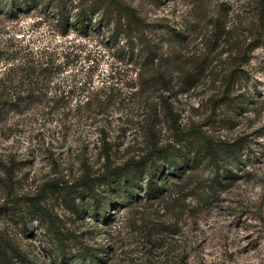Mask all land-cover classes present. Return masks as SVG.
Wrapping results in <instances>:
<instances>
[{"label": "rangeland", "instance_id": "1", "mask_svg": "<svg viewBox=\"0 0 264 264\" xmlns=\"http://www.w3.org/2000/svg\"><path fill=\"white\" fill-rule=\"evenodd\" d=\"M124 3L157 28L154 36L170 53L165 66L173 115L159 124V140L187 156L193 148L192 162L181 163L180 177L168 178L157 200L145 198L144 180L128 192L103 183L89 194L97 201L74 189L65 194L52 185L76 178L83 162L75 156L83 147L91 164L100 167L97 135L92 134L96 126L82 122L73 131L83 139L65 143L48 125L44 129L29 117H4L0 153L14 156L17 176L14 181L0 176V236L15 243L32 264H54L59 254L67 264H264V0ZM34 22L22 19L17 38L52 39L43 26L31 30ZM16 25H0V51ZM218 26L226 27L221 37ZM106 32L93 27L87 35L80 31L69 37L80 46V57L63 77L82 71L83 78L92 74L98 87L115 72L128 86L133 69L120 44L104 38ZM9 67L0 61V72ZM127 96L108 115L95 118L104 120L111 138L120 136L115 166L148 153L139 118L143 99ZM207 144L223 148L220 171L205 154ZM70 146L71 156L65 152ZM164 162L158 165L164 168ZM25 196L41 198V208ZM101 213L107 218H99Z\"/></svg>", "mask_w": 264, "mask_h": 264}, {"label": "trees", "instance_id": "2", "mask_svg": "<svg viewBox=\"0 0 264 264\" xmlns=\"http://www.w3.org/2000/svg\"><path fill=\"white\" fill-rule=\"evenodd\" d=\"M124 2L125 0H0V25L5 22L17 24L11 33L13 36L5 40L4 49L0 51V61L5 60L10 64L5 73L0 72V122L10 115L22 121L29 117L30 122L37 123L44 129L46 125L52 127L54 135H60L59 140H64L65 143L73 137L83 139L79 133L75 136L76 131H73L82 122L91 120V125L96 126L92 134L97 135L95 147L100 167L95 163L91 164L87 157L89 152L83 147L75 156L76 160L83 162V168L78 171L76 178L72 181L54 182L52 185L61 193L67 194V190L74 189L78 194H83V197L88 195L90 199L97 201L96 195L91 197L89 194L96 193L103 183L115 184L128 192L137 189L144 180L145 198L157 200L166 192L163 183L170 177H180L181 163L187 162L190 165L192 159L188 157L196 152L192 148L187 156L186 152H177L176 149L172 151L169 144L167 146L160 143L158 126L164 120L170 122V115H173L170 112V73L168 66H165L170 62V53L165 50L166 45H161L159 37L154 36L157 28L146 23L137 10ZM28 17L35 21L30 26L31 30L43 26L45 34L60 40L48 39L46 42L36 38L27 41L24 34L22 39L17 38L22 34L19 33L22 32L20 21ZM93 27L106 30L104 38L112 44H120V53L125 55L127 63L133 69L128 86L120 82L115 72L102 78L98 87L93 84L92 74L83 78L82 71L75 73L72 70L68 77H63V73L80 57L76 51L80 46L69 40V37L80 31L87 35ZM225 32V26L216 27L219 37ZM2 55H7L9 59H2ZM126 93L129 95L127 98L143 99L139 104L143 109L139 118L148 153L138 160H129L124 165L115 166L114 156L120 146V136L111 138L103 124L104 120L95 118L108 115L110 107L119 106ZM215 146L207 144L205 154L210 158V164L220 171L224 153L223 148ZM72 149L73 147H68L65 151L67 155H72ZM236 151L231 149L228 152L235 154ZM14 159V156L0 153L1 180L14 181L17 176ZM161 160L165 161L164 168L158 165ZM219 177H215L214 183L220 182L217 181ZM5 185L4 183V194L7 192L9 195L11 188ZM25 198L30 201V205L38 210L41 208V198ZM99 218L106 219L107 216L101 213ZM59 244L63 247L62 241ZM98 258L94 257L95 260ZM53 259L54 264H67L69 261L64 254L53 256ZM0 264L32 262L16 248L15 243L0 236Z\"/></svg>", "mask_w": 264, "mask_h": 264}]
</instances>
